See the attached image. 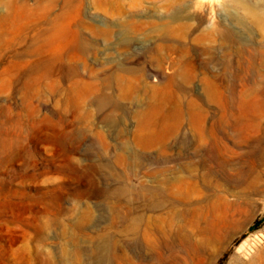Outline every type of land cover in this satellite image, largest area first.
Listing matches in <instances>:
<instances>
[{
	"label": "rangeland",
	"instance_id": "1",
	"mask_svg": "<svg viewBox=\"0 0 264 264\" xmlns=\"http://www.w3.org/2000/svg\"><path fill=\"white\" fill-rule=\"evenodd\" d=\"M0 264H264V0H0Z\"/></svg>",
	"mask_w": 264,
	"mask_h": 264
},
{
	"label": "bare ground",
	"instance_id": "2",
	"mask_svg": "<svg viewBox=\"0 0 264 264\" xmlns=\"http://www.w3.org/2000/svg\"><path fill=\"white\" fill-rule=\"evenodd\" d=\"M242 69V68H241ZM245 70V69H244ZM242 72V71H241ZM249 73V72H248ZM242 74H244V73H242ZM241 74V75H242ZM255 76V75H254ZM246 77V76H245ZM247 79V78H246ZM251 80V79H250ZM249 80V81H250ZM254 80V79H253ZM239 88H240V95L243 97V96H246V93L248 92V89H246V87L245 86H247L246 85V82L244 81V78H240L239 79ZM255 82V81H254ZM253 85H254V83H253ZM255 85H257V82H256V84ZM254 89V88H253ZM250 94V93H249ZM201 144V143H200ZM216 164H218V166H221V163L218 161ZM221 169H222V167H220ZM208 177H209V172H204V173H202L200 176H198V181L201 183V184H206L207 183V180H208ZM190 187H192V188H195V187H197V184L196 183H193V184H190L189 185ZM248 244H249V240H246L241 246H240V248H239V251H241V252H243V253H245L246 252V250H247V248H248Z\"/></svg>",
	"mask_w": 264,
	"mask_h": 264
}]
</instances>
